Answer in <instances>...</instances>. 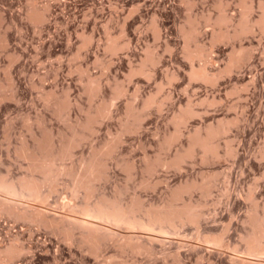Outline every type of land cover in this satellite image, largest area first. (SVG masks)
<instances>
[{
	"label": "rangeland",
	"instance_id": "rangeland-1",
	"mask_svg": "<svg viewBox=\"0 0 264 264\" xmlns=\"http://www.w3.org/2000/svg\"><path fill=\"white\" fill-rule=\"evenodd\" d=\"M258 3L264 7V0H0V181L16 185L31 172L26 152L50 147L63 174L39 206L47 218L96 202L143 221L169 205L199 215L152 223L166 233L159 238L103 226L113 232L99 229L94 252L76 229L71 242L18 218L38 208L33 199L16 205L0 197V264H9L7 248L22 250L10 264H264V34L212 39L231 29L215 27V18L238 20L248 6L256 18ZM188 26L193 39L185 41ZM187 46L205 54L190 61ZM232 49L240 63L225 72ZM190 66L215 78L223 72L209 85L191 79ZM190 111L197 116L180 124ZM207 127L226 128L213 140L217 157L197 145L189 151ZM173 161L178 167L162 165ZM90 165L95 180L81 175Z\"/></svg>",
	"mask_w": 264,
	"mask_h": 264
},
{
	"label": "bare ground",
	"instance_id": "bare-ground-1",
	"mask_svg": "<svg viewBox=\"0 0 264 264\" xmlns=\"http://www.w3.org/2000/svg\"><path fill=\"white\" fill-rule=\"evenodd\" d=\"M253 8H254L253 6L244 7L241 12L240 18L238 20L237 19L235 20L234 19L235 17L233 18V16L230 18L226 17V15L223 16L224 14H222V16L220 15L219 17L215 18L214 23H213L215 27L216 25L221 26L222 24H226V26L228 25L231 29H228V31L226 29L224 33L222 32L218 33L219 32L218 30L217 32L218 34L216 33V30H215L216 34L213 35L212 39L213 40L215 39L216 40L217 39L229 40L231 38H234V37H237L243 34L253 33L254 30H259L261 33L264 34V7L260 3H258V7H257L258 15L257 16L255 15L256 18L252 17V12L254 11ZM31 17H34V15ZM30 19L33 20L32 18ZM209 19H207V23ZM189 27L190 26H188V28ZM192 30L193 28L192 29L189 28L188 30H185V31L181 30V32L183 31L182 33H183V37L185 41L191 40L193 36ZM154 31H155V35H158V29L156 27H154ZM198 47H196L197 49H194V50H189V49L187 50L188 46L186 47L187 59L191 61V59H194V57L195 58L201 57L202 53L200 50H198ZM113 49H116V48L113 47ZM235 52L237 51L235 49H232L231 56L229 57V61L227 62L228 64H226L225 69H223L225 72H229V69L232 68L231 66L239 65L238 64L239 60L238 62L237 60L236 61L234 60V57H235L234 55L236 54ZM222 72L223 71H220L219 73H222ZM219 73H218V76H220ZM214 75L215 74L212 75L210 73H207L204 70L203 66L202 67L200 66L198 68H195L194 66H190L189 77H191V79L197 78L199 80H202L205 83H209V85L210 84L212 85L216 83L215 79H217L218 77L217 76L215 78L217 74L215 76ZM149 101L150 100H147L144 103V106L147 105ZM194 116H197L195 112L193 111L188 112V114L185 117L180 118L182 119L180 121V124L184 125V123L187 121L188 118L194 117ZM225 130L226 128L214 129L212 127H207V131L205 132L204 135H196L197 137L195 136L194 139H191L193 142H190L191 146L189 147L190 148L189 151L194 152V150H191V149L193 146L196 147L197 145V147L198 146L200 147V148L198 147L199 149L202 148V151H204L203 153L210 152L214 154L215 157H217L218 153H217L216 148L218 147V144L213 142V140L216 137L224 134L226 132ZM178 134H181V132ZM178 136L180 137V135ZM45 149L46 148H44V151ZM49 149L50 147L49 148L47 147L48 152L51 151V150L49 151ZM48 152L45 154L40 153V155L38 156L33 155L32 153L27 154L26 152L25 156L30 161V169H31L30 174L21 178L16 185H14V183H6L4 181H0V197L5 198V200L14 202L16 205H20L23 202H28L30 199H33L36 203H38V208L36 207L37 209L35 208L36 210L32 214H28L24 211H20L21 210L20 209L19 211L21 213L16 215L18 218L25 219L31 222H35L38 225H42L45 227H52V228L61 230L62 232H64L66 239L69 241L73 239L71 235L69 234H71V232H73V230L76 229L78 230V234H79L78 242L80 244L86 245L88 248L93 249L94 252L98 251V248L102 241V236L97 235L99 229L113 232L109 228H112V227L117 228V229L124 228L128 231L146 232V233H149L150 235H153L159 238V237L166 235V233L162 229H159L156 232L155 229L152 227V223L168 222V223L178 225L184 222L185 220L190 221V222H196L199 217V215L193 211V208H191L190 205H184L180 207L169 205L166 207L164 211L152 213L149 215V218L147 219V221H143L138 218L131 217L129 208H123L122 206H119L118 204L116 205L112 202H96L92 206H89V205L84 206L80 211H77V212L73 210V208H69L70 214L65 215L64 218L62 219L57 220V219H54V217L47 218V216H45L46 211H44L43 209H40L39 206H41L42 204H45L46 198H47L46 194L51 193L53 189L50 183L53 180H55V178L58 175L63 174V170L61 168H57V167L55 168L56 161H57L56 156H54L53 152L52 153H48ZM57 153H60V151L59 152L57 151L56 154ZM190 154H193V153H190ZM60 155H62V153H60L58 156ZM23 156H24V153H23ZM179 158L182 159V156L181 157L179 156ZM181 159H178V162ZM167 164L174 166V167H178L176 162L174 163L164 162L162 165L165 166ZM35 172L39 173L40 176L35 177L33 174ZM97 172L98 171L92 165H90L89 167L85 169V171L81 175H83L87 180H95L98 178ZM77 184H79L81 187L85 185V183H83L82 180L80 179H77ZM44 188L46 189L45 191H43ZM65 221L67 223H65ZM103 226H107L109 228L103 227ZM146 237L148 239H152V238H149L151 236L149 237L146 236ZM260 238L261 237H258L253 240L250 239L249 244L250 245L251 244L254 245L256 243L259 244ZM211 245H215V243H212ZM139 250L140 248L138 246L131 247L132 252H138ZM21 252L22 250L12 251V248H7L6 250H4L5 259L7 260L6 262L9 261L8 263L10 264L11 259H13L15 255ZM260 253L262 254L263 252H260Z\"/></svg>",
	"mask_w": 264,
	"mask_h": 264
}]
</instances>
